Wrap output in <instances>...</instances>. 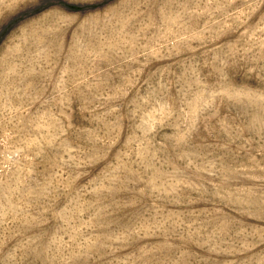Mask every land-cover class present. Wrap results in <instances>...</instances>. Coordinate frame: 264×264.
Here are the masks:
<instances>
[{
	"label": "rangeland",
	"instance_id": "374dc122",
	"mask_svg": "<svg viewBox=\"0 0 264 264\" xmlns=\"http://www.w3.org/2000/svg\"><path fill=\"white\" fill-rule=\"evenodd\" d=\"M0 264H264V0H0Z\"/></svg>",
	"mask_w": 264,
	"mask_h": 264
}]
</instances>
